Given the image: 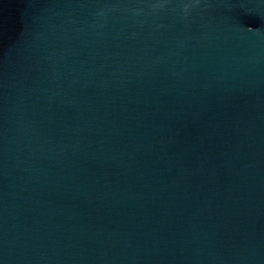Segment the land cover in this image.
<instances>
[{"label":"water","instance_id":"water-1","mask_svg":"<svg viewBox=\"0 0 264 264\" xmlns=\"http://www.w3.org/2000/svg\"><path fill=\"white\" fill-rule=\"evenodd\" d=\"M0 264H264V0H0Z\"/></svg>","mask_w":264,"mask_h":264}]
</instances>
